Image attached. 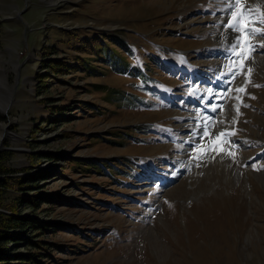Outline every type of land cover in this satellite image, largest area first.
I'll use <instances>...</instances> for the list:
<instances>
[{"label": "rangeland", "instance_id": "1", "mask_svg": "<svg viewBox=\"0 0 264 264\" xmlns=\"http://www.w3.org/2000/svg\"><path fill=\"white\" fill-rule=\"evenodd\" d=\"M231 2L0 0L3 208L28 173L23 191L70 198L19 205L44 223L22 239L49 244L45 264H264V16L243 90L224 108L188 90L238 39Z\"/></svg>", "mask_w": 264, "mask_h": 264}, {"label": "trees", "instance_id": "2", "mask_svg": "<svg viewBox=\"0 0 264 264\" xmlns=\"http://www.w3.org/2000/svg\"><path fill=\"white\" fill-rule=\"evenodd\" d=\"M64 62L63 59L55 57L46 63L45 68L47 66L51 69L63 70V66L65 65ZM60 117L63 116H58V118ZM41 174L46 173L44 171L36 173L37 176H41ZM32 175L35 176L34 173H28V175L17 178V181L25 187H18L19 192L21 193H18L12 200H10L9 205H6V208H3V198L1 197L4 192L3 186L5 185L0 182V264H45L44 258L49 255V247H47L49 244L47 246L41 245L40 239H22V234L27 230H37L36 233L43 230L44 223L41 219L37 218L38 215H34V212L32 215H22L19 211L20 204H23L25 207L31 206L32 208L37 209L40 206V203L53 201V199H50L53 195L58 198L53 201L55 203H60L61 205L70 203L69 197L57 194L56 192H51L49 194L38 191L39 193L35 194L23 191L25 188H32V186H34L33 183L26 182L39 178H33ZM36 233L33 236H36ZM18 240H23L25 246L30 247L25 250L23 249V251H12L10 245L16 244Z\"/></svg>", "mask_w": 264, "mask_h": 264}, {"label": "snow or ice", "instance_id": "3", "mask_svg": "<svg viewBox=\"0 0 264 264\" xmlns=\"http://www.w3.org/2000/svg\"><path fill=\"white\" fill-rule=\"evenodd\" d=\"M237 2V0H232L231 4H230V7H235V3ZM261 23H264V21H261ZM237 32L240 31V28L239 27H236L235 29ZM253 35H255V32L252 33Z\"/></svg>", "mask_w": 264, "mask_h": 264}, {"label": "bare ground", "instance_id": "4", "mask_svg": "<svg viewBox=\"0 0 264 264\" xmlns=\"http://www.w3.org/2000/svg\"><path fill=\"white\" fill-rule=\"evenodd\" d=\"M244 2L245 1H247V0H243ZM226 6V5H225ZM226 9V8H225ZM224 9V10H225ZM229 11V10H228ZM217 34H219V33H216L215 35H217ZM219 35H223V34H219ZM227 35V34H226ZM228 36V35H227ZM236 35H234V34H232L231 36H230V38H231V40H233L234 39V37H235ZM221 39V38H220ZM220 39L219 40H215V41H219V43H222L221 41H220Z\"/></svg>", "mask_w": 264, "mask_h": 264}]
</instances>
